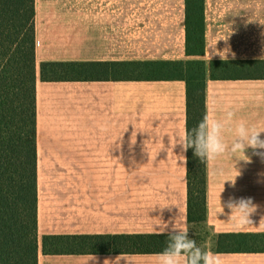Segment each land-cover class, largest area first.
<instances>
[{"label": "crops", "instance_id": "1", "mask_svg": "<svg viewBox=\"0 0 264 264\" xmlns=\"http://www.w3.org/2000/svg\"><path fill=\"white\" fill-rule=\"evenodd\" d=\"M185 20V0H36L40 240L166 234L176 224L201 228L206 245L199 246L220 254L222 264H264V252L218 251L221 234L264 233L255 228L264 216L257 175L264 163L251 149V163L230 153L207 161V219L188 221V150L179 145L187 128L184 81L41 79L43 62L196 59L186 53ZM206 25L208 63L264 61V0H206ZM229 111L234 122L264 129V79L214 80L209 65L207 114ZM225 140L231 144L232 135ZM241 197L259 206L252 226H239L226 207ZM106 260L157 264V255H45L41 248L39 256V264Z\"/></svg>", "mask_w": 264, "mask_h": 264}, {"label": "trees", "instance_id": "2", "mask_svg": "<svg viewBox=\"0 0 264 264\" xmlns=\"http://www.w3.org/2000/svg\"><path fill=\"white\" fill-rule=\"evenodd\" d=\"M187 54L205 55V1L186 0ZM36 0H0V264H39ZM214 80L264 79V61H212ZM44 82L184 81L187 129L207 113V64L43 62ZM188 149V221L207 219V161ZM166 234L44 236L45 255L157 254ZM220 253L264 252V233H224Z\"/></svg>", "mask_w": 264, "mask_h": 264}, {"label": "clouds", "instance_id": "3", "mask_svg": "<svg viewBox=\"0 0 264 264\" xmlns=\"http://www.w3.org/2000/svg\"><path fill=\"white\" fill-rule=\"evenodd\" d=\"M226 133L232 135L231 144L225 140ZM261 133H264V129L249 125L244 120L234 122V113L230 111L222 118L206 113L197 126L190 130L184 129L179 145L185 153L190 148L194 149V156L202 163L213 161L226 153L243 155V160L251 163V158L245 155L249 149L252 150V155L259 157L264 163V139H261ZM135 137L136 131L132 134V144H135ZM257 175L261 178L258 182H264V172ZM226 207L231 212V218L235 219L239 226L245 227L252 226L251 216L259 206L251 197H241L229 198ZM255 228L264 232V216L260 219L259 227ZM188 233L187 227L181 228L174 224L166 233V247L156 254L157 264H222L220 254L197 246L196 240L190 239ZM108 262L106 260L104 264Z\"/></svg>", "mask_w": 264, "mask_h": 264}, {"label": "rangeland", "instance_id": "4", "mask_svg": "<svg viewBox=\"0 0 264 264\" xmlns=\"http://www.w3.org/2000/svg\"><path fill=\"white\" fill-rule=\"evenodd\" d=\"M204 1H205V40H206V34H207V25H206V0H204ZM185 28H186V20H185ZM186 33H187V30L185 32V48H186V53H187L188 38H187V34ZM205 54H206V49H205ZM204 57H205V55H203L202 57L196 58V59H202V60H204L206 62V64H207V68H208L209 65H210V63H208V61H206ZM190 59H191V57H189L187 60H190ZM187 60H185V61H187ZM175 61H180V60H175ZM214 61H218V60H214ZM188 234H191L194 237V240L195 239L198 240V242H196L197 243V246H199V245L205 246L206 245L204 242L201 241L203 235H206L205 232L201 228L194 227L192 230H189V233ZM41 240H40V244H39L40 250L42 248V246H41ZM39 256H40V254H39Z\"/></svg>", "mask_w": 264, "mask_h": 264}]
</instances>
